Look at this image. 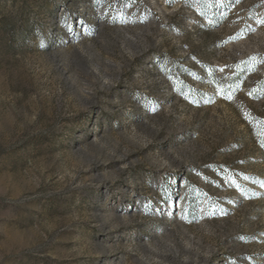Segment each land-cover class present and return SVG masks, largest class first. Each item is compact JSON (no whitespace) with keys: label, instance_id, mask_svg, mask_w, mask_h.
Returning <instances> with one entry per match:
<instances>
[{"label":"rangeland","instance_id":"1","mask_svg":"<svg viewBox=\"0 0 264 264\" xmlns=\"http://www.w3.org/2000/svg\"><path fill=\"white\" fill-rule=\"evenodd\" d=\"M0 264H264V0H0Z\"/></svg>","mask_w":264,"mask_h":264}]
</instances>
